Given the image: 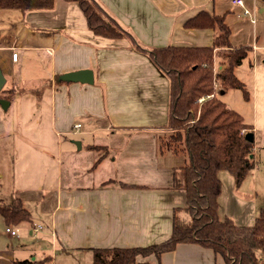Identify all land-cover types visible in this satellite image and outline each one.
Returning <instances> with one entry per match:
<instances>
[{"label":"crops","instance_id":"1","mask_svg":"<svg viewBox=\"0 0 264 264\" xmlns=\"http://www.w3.org/2000/svg\"><path fill=\"white\" fill-rule=\"evenodd\" d=\"M96 1L129 35L96 34L74 1L56 0L43 10L0 9L3 89L13 92L10 99L0 94L9 101L7 109L0 103V180L8 174L0 201L20 199L32 218L6 224L24 242L1 250L0 264L46 257L53 264H92V248L145 246L171 236L174 211L187 203L186 192L172 187L185 156L159 148L171 132L170 79L136 45H211L217 29L185 26L201 11L223 15L232 31L231 47L214 51L216 69L227 65L221 50L249 47L241 64L247 69L235 73L248 93V110L237 112L252 127L255 166L239 187L229 171L219 172V215L251 226L264 206V24L255 26V15L231 0L254 25L253 42L237 47L228 20L234 10L216 0ZM84 69L93 72L92 83L59 79ZM228 92L220 94L230 107ZM181 216L189 218L185 211ZM148 260L157 263L154 255ZM160 264L227 263L211 248L179 243Z\"/></svg>","mask_w":264,"mask_h":264},{"label":"trees","instance_id":"2","mask_svg":"<svg viewBox=\"0 0 264 264\" xmlns=\"http://www.w3.org/2000/svg\"><path fill=\"white\" fill-rule=\"evenodd\" d=\"M77 2L90 29L96 34L121 38L129 33L110 17L96 0ZM56 0H0V9L22 11L51 9ZM188 28L218 30L209 46H166L146 50L150 59L170 79V105L167 138L159 142L161 151L182 153L185 162L174 170V189L186 192L184 208H176L171 236L159 243L133 247H95L91 249L92 264H150L154 255L160 264L163 253L175 250L179 243H196L220 254L227 264H264V206L253 225L241 226L230 217H220L218 198L222 192L221 170L229 171L239 187L255 166L254 141L246 134L252 127L242 115L228 107L220 91L241 89L248 93L235 73L248 55L249 47L231 49L227 65L216 70L214 51L230 48L231 28L223 15L201 11L186 21ZM61 82V81H60ZM216 84H220L216 86ZM218 88V90H217ZM217 90V92H216ZM12 91L0 94L10 99ZM13 93V92H12ZM204 97L203 102L199 99ZM185 211L188 219L180 216ZM7 225L31 221V214L20 199L0 206ZM12 264H53L43 260H15Z\"/></svg>","mask_w":264,"mask_h":264},{"label":"rangeland","instance_id":"3","mask_svg":"<svg viewBox=\"0 0 264 264\" xmlns=\"http://www.w3.org/2000/svg\"><path fill=\"white\" fill-rule=\"evenodd\" d=\"M223 6V8H229L230 10H234V15L228 18L230 25H232L233 28V34L231 37V43H233L235 46H239L241 43H252L253 42V34H254V25L251 23V18L253 17L252 15H255V26L260 27L261 25L264 24V12H261L259 10V7H263L264 4H262L261 0H244L246 3V6L250 9L251 11V18L248 16L243 15V10L242 8L235 6L232 4L231 0H216ZM231 49H224L221 50L222 55H228ZM220 56V55H219ZM224 61V60H223ZM226 62H228V58L225 59ZM227 64V63H226ZM241 66V67H240ZM238 66L237 68H240L238 73H242L243 69H247V65H242ZM241 78V77H240ZM248 77L244 76V79ZM242 79V78H241ZM245 79V80H247ZM249 82L247 83V85ZM220 85V84H219ZM249 89L250 86L248 85ZM217 92V90H216ZM227 101L231 102L232 105H229L230 107L234 108L236 111H241V110H248V106L243 98V91L241 89H229V92L227 93ZM167 138V137H166ZM260 173L261 175L264 176V161L262 162V165L260 167ZM5 180L8 182V174L5 173ZM4 179L0 180V182L3 184L4 187H1L0 189V197L4 198L5 197V186L7 187V183ZM262 185H264V182H262ZM9 186V185H8ZM5 203H1L0 201V206L7 205L9 203L8 200H4ZM182 215V212L180 213V216ZM182 217V216H181ZM183 218V217H182ZM4 218L0 214V251L7 249L8 245H12L14 247L21 246V243L24 241H19L16 237L12 235L11 233L6 232V223L3 220ZM188 219V218H187ZM19 235L21 236V233L19 232ZM39 240H35V243H40L38 242ZM88 257L86 256V259ZM60 261V259H58ZM54 262V261H53Z\"/></svg>","mask_w":264,"mask_h":264},{"label":"water","instance_id":"4","mask_svg":"<svg viewBox=\"0 0 264 264\" xmlns=\"http://www.w3.org/2000/svg\"><path fill=\"white\" fill-rule=\"evenodd\" d=\"M59 79L61 81H66V82H84V83H92L93 82V72L89 69H84V70H79V71H74V72H69V73H65L62 74ZM6 83V77L2 71V69L0 68V91L3 89V87L5 86ZM221 94L224 93V91L222 90L220 92ZM0 103L2 105V107L4 109L8 108L9 105V101L6 99H1ZM246 139L248 141H254V133L248 132L246 134ZM77 145L80 144L78 141H74Z\"/></svg>","mask_w":264,"mask_h":264},{"label":"built area","instance_id":"5","mask_svg":"<svg viewBox=\"0 0 264 264\" xmlns=\"http://www.w3.org/2000/svg\"><path fill=\"white\" fill-rule=\"evenodd\" d=\"M233 3L234 4H237V5H240V6H243L245 9H244V14L245 15H251V11L248 9V8H246L245 7V2H244V0H233ZM253 21H255V18L253 17V19H252ZM17 58H18V53H13V59L14 60H17ZM217 70V69H216ZM216 86H219V84H216ZM217 90H218V88H217ZM205 100V98L204 97H201L200 99H199V102H203ZM81 126V124H77L76 125V127L77 128H79ZM6 231L7 232H9V233H11L12 235H14V236H17V237H19V233L16 231V230H14V229H12V228H10V227H7L6 228Z\"/></svg>","mask_w":264,"mask_h":264}]
</instances>
